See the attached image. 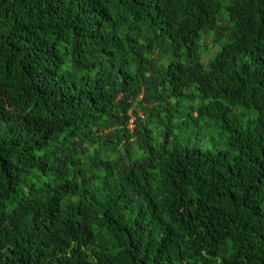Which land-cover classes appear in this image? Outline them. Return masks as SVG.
Returning <instances> with one entry per match:
<instances>
[{
	"label": "trees",
	"instance_id": "obj_1",
	"mask_svg": "<svg viewBox=\"0 0 264 264\" xmlns=\"http://www.w3.org/2000/svg\"><path fill=\"white\" fill-rule=\"evenodd\" d=\"M0 264H264V0H0Z\"/></svg>",
	"mask_w": 264,
	"mask_h": 264
},
{
	"label": "rangeland",
	"instance_id": "obj_2",
	"mask_svg": "<svg viewBox=\"0 0 264 264\" xmlns=\"http://www.w3.org/2000/svg\"><path fill=\"white\" fill-rule=\"evenodd\" d=\"M207 37H205L202 41V45H203V51H202V61L206 64L208 62V60L210 59V57L213 55V53L219 48V46L217 44H214L212 42V34H207ZM214 128V127H213ZM192 132L195 131H199L201 138V144H203V146H206L207 144L209 145V140H210V136H214L217 133V130L214 129H208V130H200L197 126H194L192 128Z\"/></svg>",
	"mask_w": 264,
	"mask_h": 264
}]
</instances>
